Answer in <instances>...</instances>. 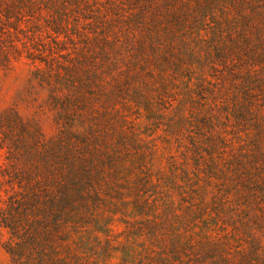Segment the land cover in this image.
Segmentation results:
<instances>
[{
    "label": "trees",
    "instance_id": "1",
    "mask_svg": "<svg viewBox=\"0 0 264 264\" xmlns=\"http://www.w3.org/2000/svg\"><path fill=\"white\" fill-rule=\"evenodd\" d=\"M43 1L0 0V84L26 57L31 81L44 84L57 127L47 137L41 123L25 119L17 105L0 112V241L6 231L3 246L13 264L255 263L258 255L237 258L229 251L246 244L248 251L238 252H250L241 223L235 227L240 215L248 218L255 205L264 216L263 153L254 156L259 136L253 134L249 144L239 131H249L253 94L264 93V10L256 9L264 0H234L236 16L225 24L218 18V29L204 41L213 43L204 57L195 46L185 51L178 42L132 43L139 27L150 32V22L162 25L154 0L128 16L126 0L110 2L108 19L95 11V29L79 33L81 40L94 41L96 29L107 36L110 29L126 27L133 41L115 37L99 43V51L82 45L74 53L67 24L43 20ZM74 1L66 3L93 12ZM213 6L206 2L200 10L215 15ZM51 7L48 14L57 18L69 11L65 3ZM116 19L122 23L113 25ZM21 29L32 30L26 35ZM16 34L43 42L49 34L59 43L47 41V59L40 60L35 43H7ZM185 65H196L200 78L188 79L181 90ZM222 69L238 85L239 101L211 75ZM200 96L205 104L197 105ZM229 96L239 103L235 113L227 111ZM168 103L176 144L157 156L158 148L139 134L129 115L143 109L157 119ZM221 119H235L240 151H225Z\"/></svg>",
    "mask_w": 264,
    "mask_h": 264
},
{
    "label": "rangeland",
    "instance_id": "2",
    "mask_svg": "<svg viewBox=\"0 0 264 264\" xmlns=\"http://www.w3.org/2000/svg\"><path fill=\"white\" fill-rule=\"evenodd\" d=\"M79 1H81L82 4L90 5L88 6V8H90V12H93H86V8L83 7H81L80 9H75L70 5H67L66 2L75 3L74 0H53V3L45 0L43 1L44 3H42V10L47 13V16L44 17L43 20L50 23L58 20V22L62 24H67V27L69 29V31H67V36L72 39V41H68L67 43H74L73 46L71 44L68 45L69 49H72L74 53L79 54L78 51L80 49V46L89 45V48L93 51H99L98 47L101 46L99 43L104 41L103 43L110 44L115 42L117 38H119V43H130L132 36L128 34V29L127 31L125 30L126 27H123L120 32H118L119 30H115V33L114 31H112V29H110L108 30L107 36L105 32L97 31L96 29V34H94V41L84 42L83 40H81V36H79L80 34L84 32H90V29H95L92 22V18L96 17V15H94L95 11H97L98 13L101 12V17H104V20L110 18V15H113V13H106L105 11L106 7L109 6L112 0H78V2ZM147 1L148 0L124 1L123 3L129 4L125 7V11L128 12L126 16L132 15V13H136V11H138L137 8L141 7ZM206 2H211L214 4L213 11H215V15L212 14L211 16H208L209 14H207L204 10H200V8L205 5ZM62 3H65L67 8L69 9V11L65 13V15L62 16L60 13V17L58 15L57 18V15L53 16L52 14H48L50 13L52 4L59 6ZM134 3L137 4V7L133 6ZM153 3L154 6L159 9L162 14V25L160 23L150 22L148 24V29H150V32L146 31L143 27H139L138 33L134 34L135 40L132 43L178 42V44L182 45V47H185V51L189 47L195 46L196 48H198V50L202 51V57H204L205 55L203 53L205 47L211 46L213 44L204 43V41L211 38L212 33L218 29L219 26L215 23L218 22V18H221V23L225 24L229 21H232L234 16H236V12L233 8L234 0H154ZM154 9L155 8L151 9L149 15L153 13ZM256 9H260V11L263 12L264 4L260 6L257 5ZM203 11L204 13H206L205 15L207 18L205 17L206 22L201 24L199 23V21L201 18H203ZM78 12L80 14H77ZM156 13H158V11L154 14ZM22 20H25L24 16L22 17ZM115 21L118 22H113V25L122 23V19H116ZM5 26H9L7 22L5 23ZM117 26L122 27V24ZM188 27H192L193 31L191 30V32H189L187 30ZM226 28L227 27H225L224 29ZM31 30L25 32L21 29L19 33H25L26 35H29V31ZM92 36L93 35H89L88 38ZM115 37L116 39L114 40ZM226 37L228 38L226 39V41L229 42L230 36L226 34ZM51 38L52 41L54 40V42L56 41V43H59L49 34L43 35V39L46 42H43L41 40L28 41L20 34H16L14 35V38L7 43H23L24 46H29L30 44L35 43L37 50H39L37 58L40 60H45L47 58L45 57L44 52H47V49H49L47 45L49 43L47 41H50ZM187 38L190 39L189 43L184 42L187 41ZM181 41L183 43H179ZM24 55L26 56V54ZM154 64L156 65V67H154V70H157L158 65H160L161 63L158 62ZM152 67L153 66H151V68ZM32 70V63L26 57H23L22 60L19 63H16V66L3 78L0 84V112L6 110L7 108L13 107L14 105H17L20 113L25 117V119H35L36 121H39L42 125V131L44 132V134L47 137H52L57 130L54 118V108L51 103L47 101V92L43 87L44 84L40 83L37 80L31 81L33 73ZM169 71V74H172V71ZM180 71L183 74L182 83L179 85L181 90L185 88V83L188 79L200 78V71L196 68V65H192V67L190 68L188 67V65H185L184 70ZM226 71L228 70H218V72H213L211 73V75H213V77L217 79V82L219 84L221 79L222 82L226 84V88L228 87V89H231V92H233L235 95H238L239 101L240 93H238L237 91L239 87L238 85L234 84V80L231 79L230 75H228L227 77L223 76ZM226 100L230 103L229 109L227 110V107L225 108L228 112L233 111L237 106H239V103H233V98H231L230 96L229 98L226 97ZM253 101L254 104L251 106V108H253V111L255 112L252 111L253 113L250 114L252 116L247 117V124L249 126L248 132L237 127V123L234 122L235 119L232 120L233 122H230L229 120L225 121L224 123H222L224 120L221 119L220 123L222 125H218V127L227 132V136L224 135L226 141H223V143L225 145V151L231 153L240 151L237 146L238 141L234 140L235 134L237 132H244L243 140H246V142L249 144L253 143V134L259 136L260 145L258 146L257 152H255L256 154H253L254 156H256L258 152L263 153L264 159V131L259 133V130L261 128H264V93H258V95L253 94ZM157 102L159 110H163V104L159 101V99L157 100ZM249 102H245L248 105V108H250L251 105V103ZM174 103L176 102H173V105ZM195 103H197V105L205 104V98L203 96H200L197 98ZM166 108L167 109L163 111L164 115L160 112L163 116L157 117V119H149V113L143 109L140 112H135V110L130 111L131 114L129 115L130 118H132V120L134 121L136 125L135 128L136 130H138L139 134L142 135V137L147 142H150L152 145L158 148L157 156L163 155V150L169 143H171L172 145L176 144V137H174L170 133L169 129L172 123H174L175 117H173L172 115L174 111L170 109L169 103ZM191 113L193 115V112ZM233 113L235 112L233 111ZM237 128H239V131L236 130ZM254 144H257V142H254ZM3 162L4 153L0 152V165ZM258 210L259 209L254 205L252 212L250 213L251 215L248 218L240 215L241 218H239L238 220L239 223L235 224V227H237L241 223L240 227H238V230H241L245 233L246 236H244V239L250 246V252H238L245 248L248 251V245L242 244L240 246H234V248H232L229 253L236 256L237 258H239L240 254H243L244 257H246L247 255H258L254 258L257 261L253 264H264V216ZM235 227L230 228L232 233L235 232ZM7 238L8 236L6 231H3V235L0 241V264H13L11 258L9 257L3 246V242L7 240Z\"/></svg>",
    "mask_w": 264,
    "mask_h": 264
}]
</instances>
